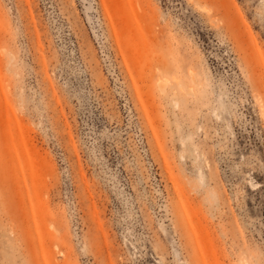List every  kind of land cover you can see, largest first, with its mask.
I'll use <instances>...</instances> for the list:
<instances>
[{
  "label": "rangeland",
  "instance_id": "1",
  "mask_svg": "<svg viewBox=\"0 0 264 264\" xmlns=\"http://www.w3.org/2000/svg\"><path fill=\"white\" fill-rule=\"evenodd\" d=\"M0 264H264V0H0Z\"/></svg>",
  "mask_w": 264,
  "mask_h": 264
}]
</instances>
